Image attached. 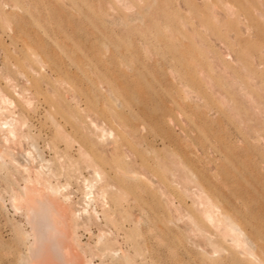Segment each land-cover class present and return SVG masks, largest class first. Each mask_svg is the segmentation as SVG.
<instances>
[{"label":"rangeland","instance_id":"1","mask_svg":"<svg viewBox=\"0 0 264 264\" xmlns=\"http://www.w3.org/2000/svg\"><path fill=\"white\" fill-rule=\"evenodd\" d=\"M0 121V264L51 171L71 264H264V0H0Z\"/></svg>","mask_w":264,"mask_h":264},{"label":"bare ground","instance_id":"2","mask_svg":"<svg viewBox=\"0 0 264 264\" xmlns=\"http://www.w3.org/2000/svg\"><path fill=\"white\" fill-rule=\"evenodd\" d=\"M6 120H7V118H6ZM14 125L12 122H9V121H0V130L1 131H7L10 133L9 134L10 136L14 137L15 135L13 133L16 130ZM101 129H103V127ZM104 130H105V128H104ZM4 142H5V140H4ZM3 148H5V147H3ZM7 149H9V148L7 147ZM0 151H3V149H0ZM9 154H11V153H9ZM9 156H11V155H9ZM5 157H7V156H5ZM0 158H2L1 152H0ZM3 160H5V159L2 158V161ZM24 166H26V165H24ZM24 168H26V167H24ZM39 168H40V166H39ZM43 168H44V166H43ZM43 168H42V170H43ZM25 170L28 171V169H25ZM42 170H37L38 173H40V175H39L40 177H42V174H43ZM49 172H50V170H49ZM133 172L134 171H131L132 174H133ZM28 174L30 175V177H32L31 173H28ZM50 175L52 178L55 175V172L51 171ZM50 175L45 177L46 176V174H45L43 176V180H41L42 178H39L38 182H36V184H40L42 186V188H39L36 186L28 187V185H25L24 188L22 187L23 188V194L20 198L25 203L26 218H27L28 223L31 225L30 231L24 230L25 232L22 233L23 235L25 234L24 236L26 239H28V240L30 239V244H28L29 246L27 247V248H29V252H28L29 258H27L24 254L22 256H25L26 258L23 257L22 260H21V258H20V260L18 259L19 261L23 262L22 264H35L34 261H37V260H38L37 264H38V262H39V264H44L49 259H51L52 264H71L69 258L71 257V260H72L73 254H74L73 256H75L77 258V254H75V252L73 253V250H75V249H73V245H72L73 240L74 241L77 240V238L75 236L76 235L75 230H76V228H78L77 226H78V220L80 218V214H82L83 212L89 213V210L86 207H84L82 211L72 210L70 208L69 203H68L69 198H70L69 195L63 194L62 189H61V185H59V184L54 185L53 183H51ZM96 175L98 176L97 178H100V175H102V174H100L99 172L96 171ZM26 180H27V178L25 179V181ZM36 181H37V179H36ZM86 181H87V186H86L87 191L85 192L84 200H85L86 205L89 206L90 202L93 200V197H94L93 190H92L94 183H92V181L88 178L86 179ZM26 182L30 183L31 181L29 182V180H27ZM32 184H33V182H32ZM30 185H31V183H30ZM43 188L45 189L44 191H42ZM101 192H102V195L105 196L106 187L102 186ZM11 195H13V194H11ZM13 206H15V204ZM14 208H16V207H14ZM21 209H22V207H21ZM97 215H98V212H97ZM225 221H227V220H225ZM227 226H231V224L227 225ZM103 235L104 234L102 232V234H100V236H98V238H99L98 241L102 240V237H104ZM226 235L227 234H225V236ZM233 237L235 238V236H233ZM78 238H79V236H78ZM77 243H79V241ZM209 243H211V242H209ZM237 246H239V245H237ZM114 252H116V250H114ZM53 253H54V255H53ZM89 262L92 263V261H89Z\"/></svg>","mask_w":264,"mask_h":264}]
</instances>
